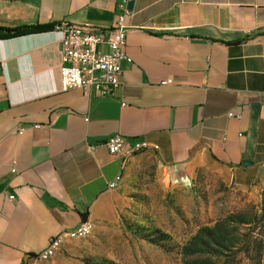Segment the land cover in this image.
I'll use <instances>...</instances> for the list:
<instances>
[{"label":"crops","instance_id":"0c3cea01","mask_svg":"<svg viewBox=\"0 0 264 264\" xmlns=\"http://www.w3.org/2000/svg\"><path fill=\"white\" fill-rule=\"evenodd\" d=\"M120 2L0 0V26H112ZM130 10L132 62L114 95L61 90L54 30L0 39V264H24L95 219L130 158L109 151L115 134L146 142L164 166L213 159L242 185L264 178V0H134Z\"/></svg>","mask_w":264,"mask_h":264},{"label":"rangeland","instance_id":"374dc122","mask_svg":"<svg viewBox=\"0 0 264 264\" xmlns=\"http://www.w3.org/2000/svg\"><path fill=\"white\" fill-rule=\"evenodd\" d=\"M92 223L88 237L24 264H264V178L242 185L213 159L168 167L144 149Z\"/></svg>","mask_w":264,"mask_h":264},{"label":"built area","instance_id":"2783aa9c","mask_svg":"<svg viewBox=\"0 0 264 264\" xmlns=\"http://www.w3.org/2000/svg\"><path fill=\"white\" fill-rule=\"evenodd\" d=\"M130 1L132 0H121V13L112 26L78 24L68 20L55 23L52 30L60 34L62 45L61 90L78 88L87 93L95 90L100 95H114L120 85L123 62H132L126 51L128 30L125 24L126 17L131 13ZM229 115L235 114L230 112ZM106 144L112 154H122L124 157L149 148V145L142 141L127 147L121 134L111 136ZM119 180L120 178L109 183V189H115ZM11 198H14V195ZM93 228L92 221L85 220L73 229L61 231L53 235L47 247L35 257L49 259L67 242L88 237Z\"/></svg>","mask_w":264,"mask_h":264},{"label":"trees","instance_id":"16d2710c","mask_svg":"<svg viewBox=\"0 0 264 264\" xmlns=\"http://www.w3.org/2000/svg\"><path fill=\"white\" fill-rule=\"evenodd\" d=\"M54 24H33V25H23L20 27L9 28L0 26V39L13 38L17 36L29 35L37 32H43L52 30ZM231 166V165H229ZM31 256L35 257L34 254Z\"/></svg>","mask_w":264,"mask_h":264},{"label":"water","instance_id":"95a60500","mask_svg":"<svg viewBox=\"0 0 264 264\" xmlns=\"http://www.w3.org/2000/svg\"><path fill=\"white\" fill-rule=\"evenodd\" d=\"M133 4H134V0L130 1L129 3V8L132 9L133 8ZM61 48H62V45H61ZM250 162H244L243 165L246 166L248 165Z\"/></svg>","mask_w":264,"mask_h":264}]
</instances>
